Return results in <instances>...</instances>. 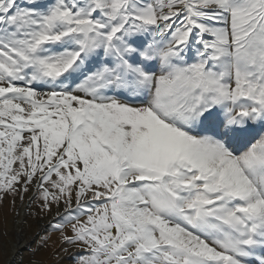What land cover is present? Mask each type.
I'll return each instance as SVG.
<instances>
[{"label": "snow or ice", "instance_id": "snow-or-ice-1", "mask_svg": "<svg viewBox=\"0 0 264 264\" xmlns=\"http://www.w3.org/2000/svg\"><path fill=\"white\" fill-rule=\"evenodd\" d=\"M32 226L29 264H264V0H0V257Z\"/></svg>", "mask_w": 264, "mask_h": 264}, {"label": "rangeland", "instance_id": "rangeland-1", "mask_svg": "<svg viewBox=\"0 0 264 264\" xmlns=\"http://www.w3.org/2000/svg\"><path fill=\"white\" fill-rule=\"evenodd\" d=\"M37 231L39 230L35 226H32L24 233L23 237H21L22 239L19 241V244L22 242L21 251H24L21 256L22 260H18L20 264H29L30 260H50L48 252L41 245V236L35 235ZM9 252L10 249L6 251L3 257H0V260L6 261L9 257Z\"/></svg>", "mask_w": 264, "mask_h": 264}, {"label": "bare ground", "instance_id": "bare-ground-1", "mask_svg": "<svg viewBox=\"0 0 264 264\" xmlns=\"http://www.w3.org/2000/svg\"><path fill=\"white\" fill-rule=\"evenodd\" d=\"M24 235V234H23ZM23 237V236H22ZM22 238H20V241H21ZM36 241V240H35ZM24 243V242H23ZM21 245H22V242L19 244V251L16 252L15 249H10V252H9V257L7 260H11L12 264H20V262H18L19 259L22 260L21 256H22V253L23 251H21ZM21 251V253H20ZM6 260V261H7Z\"/></svg>", "mask_w": 264, "mask_h": 264}]
</instances>
